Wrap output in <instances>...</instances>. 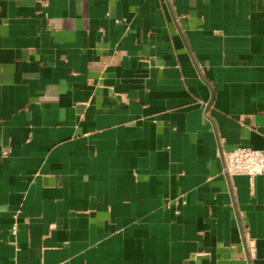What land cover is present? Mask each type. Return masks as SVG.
Here are the masks:
<instances>
[{"label":"crops","instance_id":"obj_1","mask_svg":"<svg viewBox=\"0 0 264 264\" xmlns=\"http://www.w3.org/2000/svg\"><path fill=\"white\" fill-rule=\"evenodd\" d=\"M237 145L264 0H0V264H264Z\"/></svg>","mask_w":264,"mask_h":264},{"label":"built area","instance_id":"obj_2","mask_svg":"<svg viewBox=\"0 0 264 264\" xmlns=\"http://www.w3.org/2000/svg\"><path fill=\"white\" fill-rule=\"evenodd\" d=\"M224 171L232 174H246L251 183L254 178L264 173V148L247 145H237L232 149L223 152ZM13 232H17V223L13 226ZM243 237L246 245L253 249L254 239L250 232L245 231Z\"/></svg>","mask_w":264,"mask_h":264}]
</instances>
